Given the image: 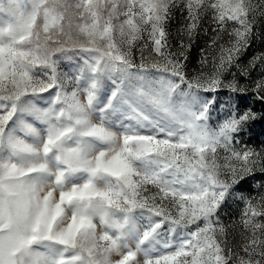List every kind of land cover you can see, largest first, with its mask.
<instances>
[{"label": "snow or ice", "instance_id": "6c2138e0", "mask_svg": "<svg viewBox=\"0 0 264 264\" xmlns=\"http://www.w3.org/2000/svg\"><path fill=\"white\" fill-rule=\"evenodd\" d=\"M258 17L264 0H0V264H264V147L243 139L264 110L232 96L264 103V50L241 59Z\"/></svg>", "mask_w": 264, "mask_h": 264}, {"label": "rangeland", "instance_id": "374dc122", "mask_svg": "<svg viewBox=\"0 0 264 264\" xmlns=\"http://www.w3.org/2000/svg\"><path fill=\"white\" fill-rule=\"evenodd\" d=\"M254 2H259V0H254ZM178 25H173V31ZM255 34L252 38V46L248 49L245 55L241 58L244 63H247L248 59L251 58V55L264 50V22L260 23V18L258 17L257 26L255 28ZM211 37V32L207 26H205V31L197 37L196 42L193 44L192 50L189 53L188 60V68L191 71H196L199 69V60L202 55L201 49H207L208 41ZM259 72V66L257 68L252 69L251 73L253 77L257 75ZM241 83H247L246 80H241ZM232 96L237 98V101L241 96L246 97V106L251 107L253 110H264V103L255 100L254 96L251 92L249 93H233ZM222 100L229 99V93L227 90H224L220 93L219 97ZM243 139L245 143L250 144L252 147H264V122H254L253 126L250 127L243 134ZM254 187H258V185H253ZM238 211V210H237ZM221 223L228 229L231 230L236 228L239 225V217L236 214H228L226 213L221 218Z\"/></svg>", "mask_w": 264, "mask_h": 264}]
</instances>
